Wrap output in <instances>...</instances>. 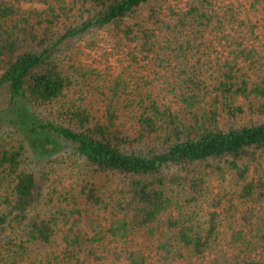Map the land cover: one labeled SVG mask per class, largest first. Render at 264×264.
<instances>
[{
	"label": "trees",
	"instance_id": "trees-1",
	"mask_svg": "<svg viewBox=\"0 0 264 264\" xmlns=\"http://www.w3.org/2000/svg\"><path fill=\"white\" fill-rule=\"evenodd\" d=\"M0 86V264H264V0H0Z\"/></svg>",
	"mask_w": 264,
	"mask_h": 264
},
{
	"label": "rangeland",
	"instance_id": "rangeland-1",
	"mask_svg": "<svg viewBox=\"0 0 264 264\" xmlns=\"http://www.w3.org/2000/svg\"><path fill=\"white\" fill-rule=\"evenodd\" d=\"M101 38L102 36L98 37L97 43H93L91 46H88V44L85 42L78 43L75 46V50L83 54L80 63H78V67L80 68V71H78L79 73H82V69H87L85 67H81V63L92 65V57H95L98 64H100V60L102 58L103 64L104 57L102 55H104L103 53H105L107 50L105 48L107 46V43L104 40V42L101 43L103 49H97L98 41ZM106 56L109 57V61L105 64H111L112 56ZM100 67L103 68L104 66ZM80 88L83 87L79 85L78 89L80 90ZM31 112L32 111L30 107L23 102L12 103L7 88L5 86H0V134L3 137H10L13 141H15V143L18 142V140L16 139L25 137L28 144L27 147L29 149L27 151V154L29 156L27 160L28 167H30L31 170L40 173L46 167L45 164L48 160L63 155L66 151L72 149V145L66 141H59V146H57L56 149L51 146H42L40 143V139L45 138L46 134L44 132L33 133L26 126L21 125L17 120V116L20 114L32 116ZM53 168L54 174L58 175V168ZM57 179H59V177H57Z\"/></svg>",
	"mask_w": 264,
	"mask_h": 264
}]
</instances>
